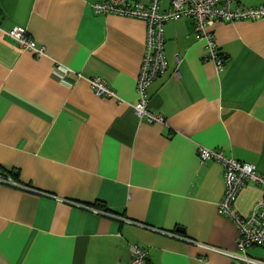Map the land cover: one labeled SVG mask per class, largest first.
Listing matches in <instances>:
<instances>
[{"label":"crops","instance_id":"1","mask_svg":"<svg viewBox=\"0 0 264 264\" xmlns=\"http://www.w3.org/2000/svg\"><path fill=\"white\" fill-rule=\"evenodd\" d=\"M105 1L0 0V172L32 189L0 184V264H130L133 243L150 264H232L218 251L238 241L219 214L224 170L199 151L264 176V19L211 28L221 71L191 19L165 24L168 69L148 88L165 122L154 124L134 110L147 23L96 14ZM18 27L46 56L6 34ZM95 77L118 99L97 96ZM263 197L250 181L234 211L247 217ZM249 255L264 260V247Z\"/></svg>","mask_w":264,"mask_h":264},{"label":"built area","instance_id":"2","mask_svg":"<svg viewBox=\"0 0 264 264\" xmlns=\"http://www.w3.org/2000/svg\"><path fill=\"white\" fill-rule=\"evenodd\" d=\"M162 2L163 0H108L94 4L96 14L118 15L143 20L147 23L145 53L136 82L140 98L134 110L139 118L154 124L165 122L161 114L150 108L148 100V88L168 69L165 53V24L181 18L191 19L196 33L205 41L206 59L214 62L221 71L224 67V58L219 52L211 28L219 22L264 19V6L248 7L236 0H170L169 7L166 9L163 8ZM6 34L20 48L37 56H46V48L38 46L24 28H15ZM57 69L63 75L73 72L59 63ZM88 82L97 96L118 99L116 92L102 78H91ZM199 160L201 163L214 160L222 165L225 192L219 203V214L230 218L238 229L236 250L234 252L218 251L230 257L232 264H264V260L249 255L251 248L264 247V197L247 217L240 216L234 211L238 195L250 181H254L264 192V176L258 172L254 164L227 157L221 151L201 148ZM0 184L32 191L31 188L21 185L2 172H0ZM100 213L109 215L106 211L100 210ZM122 220L130 224V220ZM161 233L178 237L174 234ZM129 254L130 264H150L147 251L139 243L130 245Z\"/></svg>","mask_w":264,"mask_h":264},{"label":"trees","instance_id":"3","mask_svg":"<svg viewBox=\"0 0 264 264\" xmlns=\"http://www.w3.org/2000/svg\"><path fill=\"white\" fill-rule=\"evenodd\" d=\"M2 173L6 174L7 176H11L9 173H6V172H2Z\"/></svg>","mask_w":264,"mask_h":264}]
</instances>
